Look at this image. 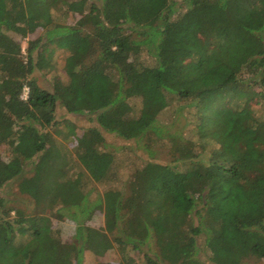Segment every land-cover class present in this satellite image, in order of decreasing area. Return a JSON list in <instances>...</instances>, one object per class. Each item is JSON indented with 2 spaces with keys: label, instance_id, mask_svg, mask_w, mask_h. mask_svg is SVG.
<instances>
[{
  "label": "trees",
  "instance_id": "1",
  "mask_svg": "<svg viewBox=\"0 0 264 264\" xmlns=\"http://www.w3.org/2000/svg\"><path fill=\"white\" fill-rule=\"evenodd\" d=\"M87 2L0 0V264H83L116 246L138 254L126 264L263 259L264 0H190L186 12L172 0ZM58 4L82 15L76 27L54 22ZM40 29L24 55L13 34ZM52 45L69 82L44 88L35 73L56 64ZM59 110L94 117L73 151L53 136L62 125L77 135ZM109 135L150 157L116 156ZM13 182L35 213L1 196ZM95 182L117 186L100 194ZM94 211L105 228L87 227ZM64 218L77 225L67 241L53 226Z\"/></svg>",
  "mask_w": 264,
  "mask_h": 264
},
{
  "label": "rangeland",
  "instance_id": "2",
  "mask_svg": "<svg viewBox=\"0 0 264 264\" xmlns=\"http://www.w3.org/2000/svg\"><path fill=\"white\" fill-rule=\"evenodd\" d=\"M71 2L73 1H84V0H70ZM86 1V0H85ZM92 1L94 0H88V2L85 5V10L88 11L89 10V6L92 3ZM173 2V7L176 9V12H186L187 10H189L191 7L190 4V0H172ZM65 8H63L62 4H58V10H55L52 12L53 18H54V22L62 24V23H66L68 24L70 27H76L78 21L81 19V14L78 12H73V11H69L67 12V16H65ZM175 17V16H174ZM44 35V30L40 29L38 32L33 33L32 35H30L27 38H21L19 35L17 34H13V37L17 40L21 41V45L23 48V53L24 55H27V48H28V43L29 41H34L36 39L41 38ZM54 49V54L53 57L56 59L54 65H52V68H50L48 71H42V72H36L35 73V77L37 78L39 84L44 87V88H50L52 87L54 78L59 79L61 82L63 83H67L69 82V77L66 73L65 70V62L63 61L62 57L63 54L65 53L63 50H59L56 49L55 45H52L49 47V51H52ZM35 56H37L36 52L34 53ZM139 62L142 63H151L153 61V58L150 57V55L148 54V52L146 50H144V48H140L139 50V55L137 57ZM139 102V101H138ZM137 106H135L136 109H138L137 113H139V110L141 109V105L140 103L136 104ZM58 115H60L58 118L60 119V117H62V115L64 118L69 119L71 122H73L76 126H77V135H72L69 133L68 129L66 127H64V125L59 126V128H57L56 130H53V136L57 141V144L65 146L67 149L73 151V149L75 148L76 144H77V137H80L83 133L84 130L86 128L92 127L94 125V123L92 121H90V119H94V117L92 115H71V114H67V112L63 111V110H59ZM139 116V114H138ZM184 120L182 118H179L174 125L166 127L167 129L170 130V132H177L178 134L183 131L184 129ZM108 140L110 142V144H113L116 146L114 151L115 155H120L121 150L124 147L127 148H134V151L136 150V152H138V155L144 159L149 158V154L144 151L143 149H138L136 148V143L135 140H125V139H121L119 137H115L114 135H109ZM74 155V153H72ZM155 158L159 161H163V162H169L171 160V157L168 155V151L167 150H160L158 149V154L157 156H155ZM70 168H76L74 170L79 169V167H77L76 163H72L70 164ZM93 166V165H92ZM133 168V167H131ZM92 172V171H91ZM93 173V172H92ZM18 183H12L11 185H9L8 187H6L2 192H1V196L5 197V199L7 201H10L9 205L11 207H17L20 209L25 210L27 213H35V207L33 205V202L29 201V199L25 196L20 195L19 191H18ZM93 185H97V189L100 192V194H103V192L105 191L106 188L108 187H114L117 186L116 183H110L109 184H99V183H94ZM92 185L90 184L89 187H91ZM96 191L94 192V195H96ZM204 215L207 216V218L209 217H214V218H218L219 215L218 213H216V211H211V210H205L204 211ZM14 216V214H13ZM89 218V217H88ZM87 227L91 226L97 229H101V228H105L106 227V219L104 216V213L100 212V211H94L91 213L90 215V219L88 220V222L86 223ZM89 225V226H88ZM53 226L55 228H57L58 231L61 232V236L63 238V240L67 241L69 239H71L76 232V223L70 219L64 218L61 220H53ZM113 235H111L110 237L112 238ZM155 247V244L152 245ZM124 252L122 251V249H120L119 247H114L113 249H111L110 251H108L104 256H96L93 253L90 252H86L85 253V258L83 261V264H124V257L125 254H127L128 256H131L132 258L135 259H140L139 256H137V253H134L131 248H124ZM209 263V262H208ZM126 264V263H125ZM241 264H264V258H259L257 256L248 258L246 260H244Z\"/></svg>",
  "mask_w": 264,
  "mask_h": 264
},
{
  "label": "built area",
  "instance_id": "3",
  "mask_svg": "<svg viewBox=\"0 0 264 264\" xmlns=\"http://www.w3.org/2000/svg\"><path fill=\"white\" fill-rule=\"evenodd\" d=\"M29 93H30V89L28 87H25L24 91H23V94H22V99L23 100H28Z\"/></svg>",
  "mask_w": 264,
  "mask_h": 264
}]
</instances>
